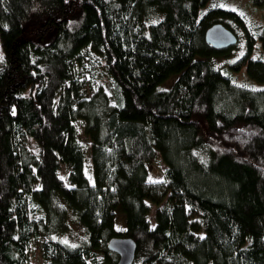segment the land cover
Returning <instances> with one entry per match:
<instances>
[{
    "label": "trees",
    "instance_id": "trees-1",
    "mask_svg": "<svg viewBox=\"0 0 264 264\" xmlns=\"http://www.w3.org/2000/svg\"><path fill=\"white\" fill-rule=\"evenodd\" d=\"M208 2L0 0V264L35 243L45 264H116L114 237L132 264H264V60L249 40L231 67L260 88L213 64L232 47L207 28L243 20ZM72 218L79 246L60 239Z\"/></svg>",
    "mask_w": 264,
    "mask_h": 264
},
{
    "label": "rangeland",
    "instance_id": "rangeland-1",
    "mask_svg": "<svg viewBox=\"0 0 264 264\" xmlns=\"http://www.w3.org/2000/svg\"><path fill=\"white\" fill-rule=\"evenodd\" d=\"M260 1V0H259ZM207 7H220L235 11L243 20V27H237L234 24L231 25L232 31L237 36V43L229 50V52L221 54L217 57H213V64L220 69V71L229 76L236 84L246 85L250 87H262V84L251 80L246 72L241 68L238 71L233 70L231 67L235 65V62L239 60L247 50V41H253L251 46V57L260 58L264 60V48L259 39V36L264 34V2L257 5L255 0H209ZM206 7V8H207ZM103 82L107 92L110 94L109 84L110 82L102 76ZM171 84V79L162 84V88H166ZM255 85V86H254ZM78 142L84 151V172L87 178L92 182V170H91V142L83 133V126L81 122L75 123ZM28 149L36 154L37 148L32 140L28 141ZM165 165L160 159L151 163L148 166L149 178L151 180H163L164 179ZM60 176L65 180V169L62 166L60 170ZM154 208L152 209L149 219L153 221ZM119 226L121 225L117 221ZM153 223V222H152ZM117 224V225H118ZM124 226V225H123ZM63 234H60V239L65 244L72 246L81 245L86 237L84 229L74 218L68 220V227L64 229ZM30 264H45L41 257L39 250V244L35 243L32 247Z\"/></svg>",
    "mask_w": 264,
    "mask_h": 264
},
{
    "label": "water",
    "instance_id": "water-1",
    "mask_svg": "<svg viewBox=\"0 0 264 264\" xmlns=\"http://www.w3.org/2000/svg\"><path fill=\"white\" fill-rule=\"evenodd\" d=\"M205 42L215 50H224L237 43L236 34L222 23H214L207 28ZM110 251L118 255L116 264H132L135 258L136 243L129 237H114L107 242Z\"/></svg>",
    "mask_w": 264,
    "mask_h": 264
}]
</instances>
